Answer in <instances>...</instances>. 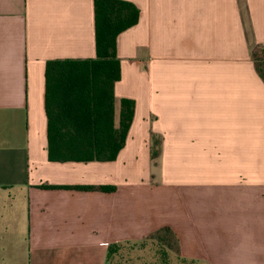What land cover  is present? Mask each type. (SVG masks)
Wrapping results in <instances>:
<instances>
[{
	"label": "crops",
	"instance_id": "obj_1",
	"mask_svg": "<svg viewBox=\"0 0 264 264\" xmlns=\"http://www.w3.org/2000/svg\"><path fill=\"white\" fill-rule=\"evenodd\" d=\"M125 1V145L52 162L46 66L96 58L94 0H0V264H107L166 228L191 263L264 264V0Z\"/></svg>",
	"mask_w": 264,
	"mask_h": 264
},
{
	"label": "trees",
	"instance_id": "obj_2",
	"mask_svg": "<svg viewBox=\"0 0 264 264\" xmlns=\"http://www.w3.org/2000/svg\"><path fill=\"white\" fill-rule=\"evenodd\" d=\"M94 7L96 58L53 60L46 66L48 156L52 162L114 161L125 145L133 121L135 102L122 99L119 126L115 124L114 89L121 78L117 39L139 22L140 11L125 0H94ZM253 57L264 80V46H257ZM157 154L155 151L154 157ZM161 232L174 237L168 228ZM119 246L109 247L107 263Z\"/></svg>",
	"mask_w": 264,
	"mask_h": 264
},
{
	"label": "rangeland",
	"instance_id": "obj_3",
	"mask_svg": "<svg viewBox=\"0 0 264 264\" xmlns=\"http://www.w3.org/2000/svg\"><path fill=\"white\" fill-rule=\"evenodd\" d=\"M107 264H194L182 259L174 237L166 232L137 243L120 244Z\"/></svg>",
	"mask_w": 264,
	"mask_h": 264
}]
</instances>
